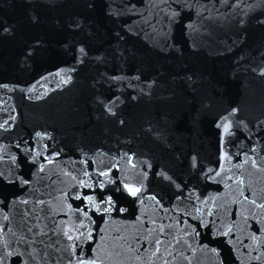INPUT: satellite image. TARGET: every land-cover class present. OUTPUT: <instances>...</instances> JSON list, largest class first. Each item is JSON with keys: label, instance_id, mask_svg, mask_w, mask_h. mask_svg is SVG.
<instances>
[{"label": "water", "instance_id": "water-1", "mask_svg": "<svg viewBox=\"0 0 264 264\" xmlns=\"http://www.w3.org/2000/svg\"><path fill=\"white\" fill-rule=\"evenodd\" d=\"M0 264H264V0H0Z\"/></svg>", "mask_w": 264, "mask_h": 264}]
</instances>
